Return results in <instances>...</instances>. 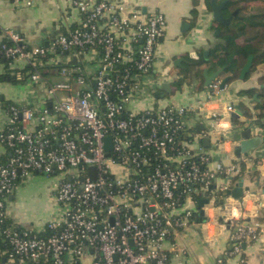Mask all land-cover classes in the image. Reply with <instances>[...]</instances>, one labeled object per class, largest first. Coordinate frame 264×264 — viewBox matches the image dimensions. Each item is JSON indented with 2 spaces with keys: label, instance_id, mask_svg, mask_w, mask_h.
<instances>
[{
  "label": "built area",
  "instance_id": "built-area-1",
  "mask_svg": "<svg viewBox=\"0 0 264 264\" xmlns=\"http://www.w3.org/2000/svg\"><path fill=\"white\" fill-rule=\"evenodd\" d=\"M128 5L71 0L77 21L47 46L3 31L0 76L32 86L34 98L0 101V143L9 151L0 158V222L16 180L32 172L59 176L55 199L62 206L46 234L3 229L9 247L0 257L8 264H168L185 253L175 238L201 216L229 229L233 264L245 263L243 244L261 236L264 243L262 223L226 208L227 178L240 172L238 163L211 167L199 142L213 133H187L191 112L200 111L209 132L220 113L204 103L128 108L135 93L151 92L167 77L152 72L164 13ZM209 86L218 90V82ZM202 197L208 201L200 215Z\"/></svg>",
  "mask_w": 264,
  "mask_h": 264
},
{
  "label": "crops",
  "instance_id": "crops-1",
  "mask_svg": "<svg viewBox=\"0 0 264 264\" xmlns=\"http://www.w3.org/2000/svg\"><path fill=\"white\" fill-rule=\"evenodd\" d=\"M21 1L22 9H17L16 5L20 0H0V39L3 38L4 30L12 29L21 35L23 43L28 46H47L53 41L50 39L52 37L54 39L61 29L72 27L79 16L78 11L71 8V0H32L31 3H27V0ZM115 1H124L129 4L128 6L134 4L141 12L149 9L161 10L167 21L152 65L153 74L162 73L167 77L161 80L153 91L135 93L127 104L128 108L139 111L159 108L167 103L193 104L196 107L204 103L208 110L220 113V120L209 132L200 111L191 112L187 133L198 131L213 133L207 134L199 142L202 150L211 156V167L217 161L223 164L238 163L240 168V172L236 174L238 178L233 176L227 178L226 191L231 196L230 190L239 180L248 190H244L240 199L231 196L232 199L227 201L226 208L235 217H242L246 221L256 219L264 226V141L257 148L249 150L247 155H243L236 153L239 142L233 140V134L237 133L239 136L247 126L252 127L247 137H264V110L260 108V103L264 100V65L255 64L253 58L250 70L244 78L239 77V70L237 75L230 77L220 89V81L229 74L209 61V49L217 42L219 29H216L218 23L213 20L206 0ZM193 9L195 14H191ZM216 30L218 32L215 34ZM45 41H48L47 45H44ZM168 60L172 61L174 66L165 63ZM187 66H190L188 71ZM184 74L183 83L178 85L175 81ZM212 74H215V78L210 83L218 82V90L215 91L209 86L210 83L205 84L206 76ZM11 82L18 83L9 79L0 80V101L21 103L32 101L34 95H29V92L26 94L13 92L9 85ZM164 82L169 84V91H161V84ZM28 87L30 89V85ZM247 89H252L250 95L240 93ZM158 91H161L159 97L156 96ZM177 91L181 94L180 97L176 95V98H172L171 95ZM254 94L257 99L253 98ZM164 96L167 97L163 101ZM227 105H232L233 111L238 109L241 114L236 112L235 116H231V113L226 112ZM2 119L0 116V122ZM217 139L220 142L215 144ZM197 146V143H191L192 149L196 150ZM5 154L6 149L0 143V158ZM40 174L42 173L32 172L19 178L6 203V217L33 234L43 232L47 222L37 225L29 222L28 208L31 204L42 203L44 200L46 203H54L55 196L56 182L52 185H43L40 189L39 184L45 182V177H40ZM224 182L225 180L222 183ZM217 183L220 184V181ZM205 219L201 216L199 223L190 225L175 238L177 244L185 248V253L169 258L168 264H217L219 259L223 264H233L236 257L227 253L230 248L229 229L223 226L220 218L219 222L210 220L207 224L204 223ZM262 238L263 236L257 241L242 245L244 264H264Z\"/></svg>",
  "mask_w": 264,
  "mask_h": 264
},
{
  "label": "trees",
  "instance_id": "trees-1",
  "mask_svg": "<svg viewBox=\"0 0 264 264\" xmlns=\"http://www.w3.org/2000/svg\"><path fill=\"white\" fill-rule=\"evenodd\" d=\"M222 0H217L221 2ZM250 0H226V3L221 8V14L225 17L231 15L233 10L238 9V12L232 16L231 26H222L217 24L216 29H219L217 34V42L209 49V61L215 67L222 68L223 71L230 75L236 76L240 68L246 61L249 54L254 55L255 64L264 65V7L258 12L252 13L247 10L245 2ZM255 1V0H254ZM264 2V0H259ZM206 5L211 10L210 0H206ZM195 14V10L191 11ZM60 33H65V29H61ZM3 40V39H0ZM0 61H4L0 55ZM190 66H187L188 71ZM11 81V78L0 76V80ZM185 74L179 77L175 82L178 85L183 83ZM14 81V80H13ZM252 89L240 91L242 94L250 95ZM264 94V91H263ZM260 108L264 110V100L260 103ZM262 116V115H260ZM9 151L6 149V154L1 156V159H6ZM238 175L233 176L238 178ZM19 178L16 180V182ZM13 228L18 231L24 229L20 225L13 223L9 218L5 217L0 222V249L8 248V243L4 239L3 229ZM47 228L39 234H46ZM0 264H8L7 255L0 257Z\"/></svg>",
  "mask_w": 264,
  "mask_h": 264
},
{
  "label": "water",
  "instance_id": "water-1",
  "mask_svg": "<svg viewBox=\"0 0 264 264\" xmlns=\"http://www.w3.org/2000/svg\"><path fill=\"white\" fill-rule=\"evenodd\" d=\"M225 3H226V0H222L221 2H217L216 0H210L212 18L214 21H216L218 24H220L222 26H231L232 16L238 12V9L233 10L231 15L225 17L221 14V8L223 7V5ZM217 32H218V30L215 31V34ZM50 40H53V37ZM47 44H48V41H45L44 45H47ZM253 58H254L253 54H249L247 56L245 63L243 64V66L240 69V73H239L240 78H244L246 73L249 72L250 67L252 65V62H253ZM74 61H75V59H72V62H74ZM214 78H215V74H212L210 76H206L205 84L208 85ZM229 78H230V75L224 77L220 81V83H219L220 89H222L224 87L226 81ZM163 90H165V91L170 90L169 84L167 82H164L161 84V91H163ZM161 91H158V93H156L157 97H159L161 95ZM253 98L257 99L256 94L253 95ZM236 112L241 114V112L237 109V110H234L231 112V116H235ZM251 128H252L251 126H247L239 136L237 133L233 134V140L239 142V145L236 149L237 154L242 153L243 155H247L249 150L257 148L262 143V141H264V137H258V136L247 137V135L251 131ZM198 133H199V131H198ZM106 140L108 141L109 138L107 137ZM106 148L109 149V145L106 144ZM90 169L93 170V167H90ZM229 178H231V177H229ZM244 190H248V189H247V187H243V182L241 180H239L237 182V184L230 190V194L234 199H240L243 196ZM207 201H208V199L204 198V197L198 199L197 206L200 208L199 209L200 215H202V212H203L201 207Z\"/></svg>",
  "mask_w": 264,
  "mask_h": 264
},
{
  "label": "rangeland",
  "instance_id": "rangeland-1",
  "mask_svg": "<svg viewBox=\"0 0 264 264\" xmlns=\"http://www.w3.org/2000/svg\"><path fill=\"white\" fill-rule=\"evenodd\" d=\"M21 2L22 1L20 0V2L16 5L17 9H22V8H20L22 6ZM245 5H247L246 7H247V10L249 12L256 13L259 11L260 8L264 7V2L259 1V0H255V1L250 0L248 2H245ZM65 56L66 55H63V54L59 55L60 61L62 63H64L66 60ZM165 63H169L170 65L174 66L173 62L170 60L166 61ZM91 67L93 68L94 65H92ZM9 85L12 87L13 92H17V93H21V94H26L29 92V95H32V91L34 89L32 86H30V89H29L28 85L23 84V83H12L11 82V83H9ZM178 92L179 91L172 94L171 95L172 98H176V95H178V97H180L181 94L180 93L178 94ZM166 97L167 96H164L163 101L166 100ZM39 176L45 177V179H44L45 182H43L42 185L39 184L40 189H41V186H43V185H46V184L52 185L54 182L59 181L58 175L47 176L44 174H40ZM28 193H29V191H28ZM52 195H54V194H52ZM53 197H54V203H52V202L46 203V200H44L42 203L36 202L34 204H31L30 207L28 208V211H27V214H30V215H28V218H30V219H27V220L29 222L33 223L34 225H37V224H44L46 222L48 223L49 221L56 219L59 215V212L61 211L62 206L60 204H58V202L55 199V196H53Z\"/></svg>",
  "mask_w": 264,
  "mask_h": 264
}]
</instances>
